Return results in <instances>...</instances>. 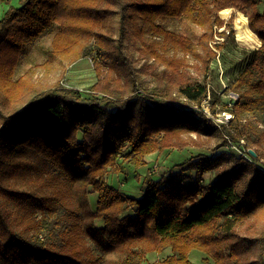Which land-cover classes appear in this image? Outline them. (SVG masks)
I'll use <instances>...</instances> for the list:
<instances>
[{
  "label": "trees",
  "instance_id": "obj_1",
  "mask_svg": "<svg viewBox=\"0 0 264 264\" xmlns=\"http://www.w3.org/2000/svg\"><path fill=\"white\" fill-rule=\"evenodd\" d=\"M259 3L18 0L16 5L0 0V102L14 104L11 113L0 108V264H105L111 253L120 256L121 264H143L149 253L167 248L172 253L152 264H196L190 258L195 249L211 255L214 264H264V227H258L264 214V171L245 155H193L177 164L178 174L156 178L146 173L141 193L130 189L134 173L120 170L129 162L145 164V155L158 148L189 144L182 131L220 136L218 147L229 138L245 140L258 154L248 153L252 159L264 158V11ZM225 7L244 10L262 43L228 86L238 98L228 108L233 116L222 132L204 112L172 99L175 93L197 105L207 99L205 80L215 56L208 41L213 25H224L217 13ZM162 17L178 18L182 30L155 24ZM149 34L200 58L204 80L190 75L185 58L148 45ZM233 34L231 26L228 34L221 32L226 39ZM43 36H54L53 54L96 38V50L109 46L104 53L115 55L126 82L98 81L92 89L103 93L100 98L56 85L18 107L24 93L23 87L18 92L23 83L14 80L15 72L24 51ZM129 46L164 64L162 74H154L151 93L136 91L140 74H151L154 64L137 69L125 54ZM83 47L80 56L94 54ZM212 95L214 102L222 101L216 92ZM229 157L232 162L224 164ZM208 172L215 173L211 182L204 178ZM130 208L133 214L123 215ZM97 219L103 220L100 226Z\"/></svg>",
  "mask_w": 264,
  "mask_h": 264
},
{
  "label": "rangeland",
  "instance_id": "obj_2",
  "mask_svg": "<svg viewBox=\"0 0 264 264\" xmlns=\"http://www.w3.org/2000/svg\"><path fill=\"white\" fill-rule=\"evenodd\" d=\"M12 1L14 4L18 2V0ZM259 6L261 10L264 11V0H260ZM1 8L2 7H0V17L2 15ZM225 9H233L227 17H224L221 14V12ZM237 11H242L246 14L244 10L237 7H225L219 9L217 14L221 19H223L224 25L220 26L219 24H214L211 29L212 37L209 39L208 45L210 49L215 52V56L210 63V69L205 80L209 90L208 98L205 99L201 105L194 104L177 93L174 94V99H172L174 102L185 108H195L198 111L200 110L204 112L212 119L214 125L222 132H224V127L222 125L228 124L233 116L228 108H233V103L235 99H237L236 93H234L231 90V87L228 86L237 77L239 71L244 68L250 52L253 49H258V47L249 48L238 43L234 29V20ZM115 22L118 25L119 19H115ZM155 24L163 26L164 28L174 32L182 30V24L178 18L162 17L158 19ZM230 26L233 28L234 34L233 36L230 35L229 39H226L225 36L221 35V32L226 29V34H228ZM203 28L207 27H202L200 30H203ZM208 31L210 32V29ZM145 40L148 45L153 43V48L156 47V49L160 52H164L169 56L185 58L189 63L187 69L190 75L195 78H199L201 81L204 80V72L202 69L203 62L195 54L185 53L181 49L172 47L171 45L165 43L163 37L160 36H154L151 34L145 35ZM53 41L54 36H43L35 44L30 45L24 51L22 61L17 67L14 75L15 81L21 80L23 83V86L21 85L18 90V92H20L23 87L24 93L22 99L17 101L18 107L24 106L31 96L42 91L52 89L56 85L66 89L78 90L85 98H93L95 95L100 98L103 96V93L92 89V86L98 81H113L114 79L121 78L119 79L120 81L122 80L123 83L126 82V72L122 66L115 63V55L111 54L110 56H106L104 53V50L109 46H106V48L100 52L96 50V38L82 40V44L71 46L73 47L71 52L54 54L52 53ZM218 43H224L225 46L223 48H219L217 46ZM84 45H86L87 50H92L94 53L91 54L92 56H80L81 53H84L85 51L83 47ZM140 45L141 43H139L138 46ZM196 48L197 52L205 55L201 45H197ZM125 54L135 60L133 61V65L136 66L137 69L142 67L144 63L147 65L154 64L151 69L153 74H140V88L136 91L138 93L141 92L142 94L151 93L156 86L154 74L161 75L164 71V64L159 61V63L155 61L154 58L150 57L149 53L143 54V52L139 51L137 47L129 46ZM213 91L222 98L221 102L217 100L214 102V97L212 95ZM11 105L14 104H5L2 101L0 102V108H2L6 113H11L13 110ZM213 106L215 107V112L212 111ZM180 133L181 137L183 136L185 141L189 142V144L183 147L171 146L165 147V149L158 148L145 155V164L138 167L129 162V159L125 160V163L129 162V164H126L125 166L122 164L120 170H126V173H128L127 175H129L130 172L132 174L134 173V181L141 189L138 193H141L147 187L144 183V175L146 173H151L156 178H159L164 174H178L180 170L177 169V164L199 153H228L237 157L245 155L249 161L255 163L264 171V158L261 157L258 160L249 158L246 154V150L252 147H247L248 145H246L245 140H241L240 143H237L228 137V142H226L223 146L218 147L223 141L220 136L202 135L200 137L196 132L182 131ZM163 136L164 133H162L161 137ZM231 162L230 157L224 160V164H229ZM127 165L132 166L136 170L132 168L130 171ZM137 174L138 176L140 175L139 178L137 177ZM118 176L119 173L114 175L115 178H118ZM204 178L206 182H211L216 178L215 173L208 172L204 175ZM109 179H111L110 176ZM120 185H123V181ZM89 190L92 192V188ZM93 196L94 195L91 196L93 203L92 209H95V199ZM125 214L132 215L133 209L130 208L123 215ZM259 219L260 214H257L255 220L258 221ZM262 219L263 223L258 226L260 229L264 227V214ZM101 221L103 220L97 219L95 221L96 225L100 226L102 224ZM171 253V248H167L162 252H151L148 254L147 261L143 264H152L156 261H162ZM255 257L256 253L254 252V258ZM190 258L196 264L215 263V259L211 255L198 249L191 252ZM105 264H121V258L117 253H111L105 257Z\"/></svg>",
  "mask_w": 264,
  "mask_h": 264
},
{
  "label": "bare ground",
  "instance_id": "obj_3",
  "mask_svg": "<svg viewBox=\"0 0 264 264\" xmlns=\"http://www.w3.org/2000/svg\"><path fill=\"white\" fill-rule=\"evenodd\" d=\"M233 9H225L221 12L222 16L227 17ZM234 29L236 32V39L239 44L249 47L257 48L261 44L259 36L250 28L248 17L242 11H237L234 20Z\"/></svg>",
  "mask_w": 264,
  "mask_h": 264
},
{
  "label": "crops",
  "instance_id": "obj_4",
  "mask_svg": "<svg viewBox=\"0 0 264 264\" xmlns=\"http://www.w3.org/2000/svg\"><path fill=\"white\" fill-rule=\"evenodd\" d=\"M124 174V172L121 173V175ZM132 173H130L131 175ZM129 185H130V189H132L133 191L139 190L140 188L138 187V185L135 183L134 179H130L129 181Z\"/></svg>",
  "mask_w": 264,
  "mask_h": 264
},
{
  "label": "water",
  "instance_id": "obj_5",
  "mask_svg": "<svg viewBox=\"0 0 264 264\" xmlns=\"http://www.w3.org/2000/svg\"><path fill=\"white\" fill-rule=\"evenodd\" d=\"M261 46V44L259 45V47ZM258 47V48H259ZM237 95V98H238V94H236ZM250 153L253 155V156H256L257 155V152L254 150V149H252V148H250Z\"/></svg>",
  "mask_w": 264,
  "mask_h": 264
},
{
  "label": "built area",
  "instance_id": "obj_6",
  "mask_svg": "<svg viewBox=\"0 0 264 264\" xmlns=\"http://www.w3.org/2000/svg\"><path fill=\"white\" fill-rule=\"evenodd\" d=\"M224 29V28H223ZM210 97V96H209ZM208 98V97H207ZM248 153H250V148L248 149V150H246V154H247V156L249 157V158H251L252 159V157L250 156V154H248Z\"/></svg>",
  "mask_w": 264,
  "mask_h": 264
}]
</instances>
